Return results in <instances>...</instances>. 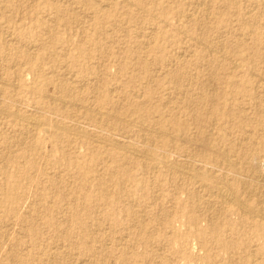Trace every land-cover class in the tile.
I'll use <instances>...</instances> for the list:
<instances>
[{
  "label": "rangeland",
  "instance_id": "1",
  "mask_svg": "<svg viewBox=\"0 0 264 264\" xmlns=\"http://www.w3.org/2000/svg\"><path fill=\"white\" fill-rule=\"evenodd\" d=\"M263 77L264 0H0V264H264Z\"/></svg>",
  "mask_w": 264,
  "mask_h": 264
},
{
  "label": "bare ground",
  "instance_id": "2",
  "mask_svg": "<svg viewBox=\"0 0 264 264\" xmlns=\"http://www.w3.org/2000/svg\"><path fill=\"white\" fill-rule=\"evenodd\" d=\"M204 1V0H203ZM209 2V1H208ZM208 4V3H207ZM84 14V13H83ZM87 16V15H86ZM160 19H162V18H160ZM7 37V36H6ZM5 38V37H4ZM4 40V39H3ZM5 41V40H4ZM223 47V46H222ZM145 48V47H144ZM210 48H212V47H210ZM215 49V48H214ZM220 49H221V47H220ZM186 50V49H185ZM211 50V49H210ZM223 55V54H222ZM205 60V59H204ZM236 60H234V62H235ZM237 62V61H236ZM251 62V61H250ZM141 63L142 62H140L139 64L141 65ZM232 63V62H231ZM15 64V63H14ZM145 65H146V63H144ZM237 65L238 64H240V63H236ZM64 65V64H63ZM233 65V64H232ZM209 66H211V65H209ZM212 66H213V64H212ZM236 66V65H235ZM66 68V67H65ZM235 68V67H234ZM159 72V71H158ZM71 73V72H70ZM253 73V72H252ZM146 74V73H145ZM74 75V74H73ZM172 75L173 76H176V77H180L176 72H172ZM148 76V75H147ZM147 76H145L146 78H147ZM93 78V77H92ZM264 78V77H263ZM0 80H2V79H0ZM4 80V79H3ZM158 80V79H157ZM5 81V80H4ZM0 83H1V81H0ZM18 83V82H17ZM10 84H11V82H10ZM257 85H258V82L256 83ZM257 85H256V87H257ZM260 85V84H259ZM111 88V87H110ZM250 89V88H249ZM112 91H113V89H112ZM111 91V92H112ZM254 93V92H253ZM49 94V93H48ZM51 95V94H50ZM13 96V95H12ZM52 96V95H51ZM183 96V95H182ZM52 97H54V95L52 96ZM1 98V97H0ZM56 98V100H58V101H61V100H63L62 98H59V97H54V99ZM65 100V99H64ZM67 100V99H66ZM112 101V100H111ZM75 103V102H74ZM18 104V103H17ZM78 104V103H77ZM66 105V104H65ZM80 105V104H79ZM82 105V104H81ZM242 105V104H241ZM19 106V105H18ZM78 107H80V106H78ZM90 107V106H89ZM2 108V107H1ZM34 108V107H33ZM4 109V108H3ZM6 109V108H5ZM92 109H93V107H92ZM2 110V109H1ZM101 110V109H100ZM1 112V111H0ZM8 112V111H7ZM9 112H12V111H9ZM8 112V113H9ZM101 112H103L102 110H101ZM15 113H17V112H15ZM98 113V112H97ZM100 113V112H99ZM3 114V113H2ZM7 115V114H6ZM8 115H10V114H8ZM30 116V115H29ZM243 116V115H242ZM228 117H230V116H228ZM61 118V117H60ZM88 118V117H87ZM133 118V117H132ZM224 118V117H223ZM69 119V118H68ZM124 119H126V118H124ZM14 120L15 121H17V122H19V123H21V124H23L24 126H26L27 128L28 127H31L32 129H35V130H37V131H40V132H49V131H51V130H56V129H59V127L58 126H56V124L55 125H53L54 127L53 128H51L50 126H48L47 124H51L49 121V123H46V122H44V120H42V119H39V118H37V117H28V116H26V114H25V116L24 115H21V114H18L17 113V115L16 114H14ZM105 120V119H104ZM130 121V120H129ZM81 122V121H80ZM124 122V121H123ZM181 122H182V120H181ZM167 123V122H166ZM80 124V123H79ZM146 123H140V124H136L135 123V125H136V131H137V133H138V137H139V139L142 141V143L144 142V141H146V142H148V141H152L153 140V137L151 136V134H149V133H147V130H148V128L149 127H147L146 125H145ZM204 124V123H203ZM63 126V125H62ZM149 126V125H148ZM151 127V126H150ZM244 127V126H243ZM62 128V127H61ZM66 128V127H65ZM67 128H69V127H67ZM248 128V127H247ZM22 129V128H21ZM75 129V128H74ZM153 129V128H152ZM224 129V128H223ZM17 130V129H16ZM179 131V130H178ZM251 131V130H250ZM156 132V131H155ZM164 132V131H163ZM26 133V132H25ZM180 133H181V131H180ZM70 134L71 135H73V136H76V137H81V133H80V131H77L76 129L75 130H72V129H70ZM241 134V133H240ZM22 136V135H21ZM91 136V135H90ZM93 136V135H92ZM155 137V136H154ZM106 139V138H105ZM92 140H94L95 142H101L100 140H102L101 138H100V140L98 139V138H96L95 136H93V138H92ZM106 141L108 142L109 140H107L106 139ZM120 141V140H119ZM119 141H117V140H110V144L112 145V148L114 149V148H117V149H119V147H120V142ZM241 141V140H240ZM122 142H124V141H122ZM150 148V147H149ZM125 149L127 150V153L129 154V156H131L132 158H134V159H136V158H146V159H148V158H150L151 157V153L148 151V150H146V149H144V148H135L134 146H132V145H129V144H127L126 145V147H125ZM243 152V151H242ZM227 156V155H226ZM226 156H225V158H226ZM228 157V156H227ZM228 160H229V157L227 158ZM221 160V159H220ZM246 161V160H245ZM113 163V162H112ZM242 163V162H241ZM221 164V163H220ZM227 165V164H226ZM180 166H182L181 164H179L178 162H175V163H173V168L174 169H176V171H178L179 173H180V175H182V176H184V177H190L191 176V174H192V172L190 171V169L189 168H181ZM198 166V165H197ZM228 166V165H227ZM153 168H154V166H152ZM209 167V166H208ZM155 169H156V167H155ZM233 172H235V171H233ZM214 174V173H213ZM240 174V173H239ZM193 175V174H192ZM194 176H195V174H194ZM258 176V175H257ZM224 179V178H223ZM231 181V180H230ZM204 183V182H203ZM227 183V182H226ZM83 184V183H82ZM94 184H95V182H94ZM244 184V183H243ZM96 185V184H95ZM229 185V184H228ZM242 186V185H241ZM100 187V186H99ZM228 187V186H227ZM226 187V185L224 184V183H222L221 185H219V186H216V188H217V190H216V188H215V186H214V188L215 189H213V190H216L217 191V195L219 196V201H220V204H223V205H226V204H229L230 202H233L234 200L236 201V204L235 205H237V208H238V210H240V212H242L243 214H245V215H248V212H249V209L247 208V207H245L242 203H240L239 201H237V197H236V195L233 193L234 192V190H233V192L231 191V189L229 190L228 188ZM243 187V186H242ZM199 188H204V185L203 184H200L199 185ZM241 189V188H240ZM102 190V189H101ZM202 190V189H201ZM212 190V191H213ZM248 192V191H247ZM197 193V192H196ZM249 193V192H248ZM261 194V193H260ZM104 195V194H103ZM248 195V194H247ZM250 196V195H249ZM262 197V196H261ZM139 199H141V197L139 198ZM264 199V198H263ZM109 200H111V199H109ZM214 200L217 202V200L216 199H213V202H214ZM218 207V206H217ZM253 210V209H252ZM252 215H253V213H252ZM254 216H255V214H254ZM161 217V216H160Z\"/></svg>",
  "mask_w": 264,
  "mask_h": 264
}]
</instances>
